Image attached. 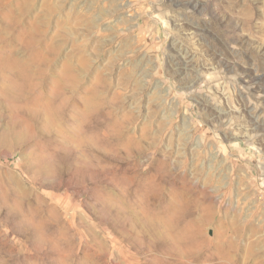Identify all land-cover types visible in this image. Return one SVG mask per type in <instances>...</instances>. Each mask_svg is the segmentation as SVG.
Segmentation results:
<instances>
[{
    "label": "rangeland",
    "instance_id": "1",
    "mask_svg": "<svg viewBox=\"0 0 264 264\" xmlns=\"http://www.w3.org/2000/svg\"><path fill=\"white\" fill-rule=\"evenodd\" d=\"M164 154L196 185L192 257L100 217L138 218L104 170ZM151 261L264 264V0H0V264Z\"/></svg>",
    "mask_w": 264,
    "mask_h": 264
},
{
    "label": "bare ground",
    "instance_id": "2",
    "mask_svg": "<svg viewBox=\"0 0 264 264\" xmlns=\"http://www.w3.org/2000/svg\"><path fill=\"white\" fill-rule=\"evenodd\" d=\"M90 117H91V115H90ZM123 143H124V141H123ZM153 147L154 146H152L151 148H153ZM130 148H131V146H130ZM127 149H129V148H127ZM162 151H164V150L162 149ZM160 153H161V151H160ZM168 155L164 154V156L162 155L163 158L152 159L146 165H144V162H146V160L145 161L134 160L133 163L130 162L127 164V166H124V167L122 166L120 168V171H110L111 175L109 174L108 171L104 170V173L102 172L103 174L101 175V178L99 177L100 181H103V182L105 181L106 184H110L112 186L120 188L124 192L123 194L126 197H128L127 200L129 201V198H130V200H132L133 203L135 204V206L137 208L136 213L138 215V218L135 217V220H131L132 218L131 219L128 218L129 216L127 217L126 214L124 215L121 213H116L115 210H114L115 212H113L112 211L113 209L111 210V208L109 207L110 204L106 205V202L105 203L103 202L102 208H100V210L102 211V215H100V217H101V219L107 221L108 223L110 222L109 225L112 226L111 228H113L114 231L119 233L122 236L123 240L127 241V243L131 247H133L139 251H143L145 249L150 250V249H154V248L166 247L170 251H175V253L177 255L179 254L181 256L182 254H185V252H186V254L188 256L192 257L193 252L192 251L187 252L186 248H187L188 244H186L184 242V238H186V231L181 228V224H182V220H183V215H189L197 208L196 185H195V183L192 182L193 180L191 181V179H189V176L187 175V173L184 169L185 166L183 163H181V162L179 163L177 160L178 164H176L174 166L172 165L173 167L169 166V163L167 161ZM131 156H132V154H131ZM46 159H47V157H46ZM50 159H51V157H50ZM78 159H77V161L75 160L77 162L78 167L76 169H73V170L87 171V174L92 181L94 179V177H96L95 171H94L95 167H92L91 165H89V162H88L89 160L88 161L86 160L87 162H85V164H84L83 162H81ZM174 163H176V162H174ZM59 166H60V164H59ZM55 168H57V167H55ZM99 172H101V171H99ZM46 174H47V171H46ZM93 181H92V183H93ZM94 182H99V181L95 180ZM99 184H102V183H99ZM110 185H108V186H110ZM21 186L19 185V182H18V187H21ZM94 189L96 190L97 186L96 187L94 186ZM22 190H23V188H22ZM23 192L26 193V191H24V190H23ZM17 193H18V195H21L22 191L18 190ZM91 194H93L95 197H98L96 194H99V193H97V190H96V192L92 191ZM108 195L111 199L112 195L111 194H108ZM88 196H90V194ZM114 199H116V198L114 197ZM123 202H122V204H123ZM27 203H28L26 205L27 209L25 210V212H20L19 210H18V212H15V215H17L22 220V223H23V221H25L27 223V220H29V221L33 220V217L35 215V213H34L35 210L32 208H31L32 210H30L31 201L29 200ZM107 204H108V202H107ZM93 206H94V204H93ZM99 206H101V205H99ZM126 206H127V204H126ZM118 209H120V208H118ZM26 211H28V212H26ZM131 214L132 213H130V215ZM4 215H6L5 218L9 220V223L13 222L11 219L12 217L10 218V216H9V215H12L11 211L10 212L8 210L5 211ZM26 215H32L33 217H29V219H28L27 218L28 216H26ZM56 216H55V219H56ZM29 223H31V222H29ZM137 226L140 227L141 230L140 229L138 230L136 228ZM40 227H42L41 224L39 225L38 223H34V224L31 223L29 232L31 233L34 230L36 231ZM43 228H44V226H43ZM169 236H171V237H169ZM29 239H30L31 245L33 247H35V249H40L39 248L40 243H41L40 239H38L36 237H32V236H29ZM48 242H49V240H48ZM149 264H153V262L151 261Z\"/></svg>",
    "mask_w": 264,
    "mask_h": 264
}]
</instances>
